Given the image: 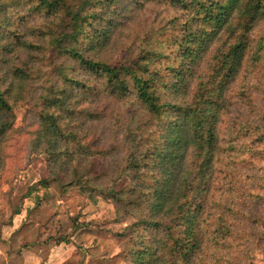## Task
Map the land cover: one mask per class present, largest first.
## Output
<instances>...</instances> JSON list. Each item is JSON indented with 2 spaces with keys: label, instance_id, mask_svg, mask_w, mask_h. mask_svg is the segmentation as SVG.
<instances>
[{
  "label": "trees",
  "instance_id": "trees-1",
  "mask_svg": "<svg viewBox=\"0 0 264 264\" xmlns=\"http://www.w3.org/2000/svg\"><path fill=\"white\" fill-rule=\"evenodd\" d=\"M27 1H33L34 10L48 20L50 14L60 13L61 24L54 23V47L58 57L65 59L58 62V75L43 87L33 105L39 109L35 114L39 129L32 145L46 153L50 171L57 165L62 172L49 175L66 180L65 187H76L88 198L111 199L116 212L122 209L136 220L129 240L134 245L125 249L131 264H202L203 248L210 241L225 246L235 231V222L225 220V214L236 217L239 213L230 206L229 198L213 199L220 208L219 220H209L214 218L209 209L210 191L217 175L225 179L224 186L234 189L236 200L243 201L244 191L235 188L238 171L229 170L231 159L237 164L244 148L255 159L253 166L264 173L263 164H258L264 153L256 159L257 149L264 148V112H253L250 91L242 89L234 100L230 93L232 82L248 65V72L257 65L264 79V29L257 31L264 22V0H156L169 1L179 11L163 27L180 29L164 39L176 47V64L171 61L174 50L167 53L169 46L164 51L161 44L164 40L159 37L152 42L153 36L148 34L136 56L125 54L118 63L108 64L89 54L109 40L111 31L122 24L123 11L137 0ZM7 11L0 3V14ZM0 34L5 36L4 28ZM163 34L159 30L157 36ZM68 60L78 64L81 75H67L63 63ZM259 85L261 80L249 88ZM101 88L118 98L135 96L147 116L144 124L151 121L155 127L145 136L139 126L137 132L129 133L135 139L139 135L144 149L130 150L129 164L123 168L129 180L119 189L113 184L101 186L98 177L86 176L75 167L70 170L74 157L94 153L71 128L70 120L83 112L74 109L76 99L72 97L97 94ZM163 93L173 97L161 98ZM235 104L242 109L237 106L228 119ZM11 108L9 90L0 88V143L10 127ZM247 109L256 116H245L242 110ZM85 116L97 117L90 112ZM245 137L251 138L254 148L245 145ZM47 181L40 183L46 186ZM257 197L261 206L264 195ZM133 235H137L135 239Z\"/></svg>",
  "mask_w": 264,
  "mask_h": 264
},
{
  "label": "rangeland",
  "instance_id": "rangeland-1",
  "mask_svg": "<svg viewBox=\"0 0 264 264\" xmlns=\"http://www.w3.org/2000/svg\"><path fill=\"white\" fill-rule=\"evenodd\" d=\"M136 2L123 11L119 18L122 24L111 31L109 40L89 51L90 55L115 64L125 54L136 56L147 34L153 36L152 42H156L159 37L164 40L171 33L180 31L179 27L163 28L167 20L179 14L169 1ZM0 3L8 8L6 14H0V31L4 28L5 32V36L0 34V88L9 90L12 103L10 127L0 143V264H131L126 260L125 249L134 245L129 240L136 220L122 209L116 212L111 199L103 196L88 198L76 187H65L66 180L53 179L49 173L62 174L60 167L55 165L50 171L46 153L32 145L39 129L35 115L39 109L33 105L43 87L58 75V62L65 59L63 55L58 57L54 47V23L61 24L57 18L60 13L50 14L51 21L34 10L33 1L0 0ZM257 29L263 30L264 22ZM159 30H164V34L157 36ZM7 32L10 39L6 38ZM161 44L166 51L169 43L164 40ZM169 50H174L171 61L175 63V45H170L167 53ZM63 64L67 66L64 65L67 75H81L78 64L69 60ZM71 68L75 70L73 73ZM250 68V65L243 68V73L232 82L230 93L234 100L239 99L242 89L250 91L253 98L250 106L253 112L261 114L264 112V79L257 65L248 72ZM258 80H261L259 88H249ZM96 83L101 87L100 82ZM170 97L173 95L163 93L161 98ZM74 98V109L83 112L70 120L71 128L81 137L84 146L91 145L94 153H85L80 159L74 157L70 170L75 167L80 173L86 172V176L98 177L101 186L113 184L119 189L129 180L123 175V168L129 164L130 150L144 149L139 143V135L135 139L129 133L139 126L145 136L155 128L154 123L146 121L144 124L147 116L142 114L135 96L118 98L101 88L97 94H75ZM237 106L234 105L228 119ZM238 108L242 109V106ZM242 111L250 118L256 116L249 109ZM86 112L95 113L97 117L88 119ZM243 139L245 145L254 146L251 138ZM261 142L257 144L259 148ZM256 152V159L260 160L264 148ZM125 158L128 162L123 160ZM238 160L235 164L234 159H228L229 170L238 171L240 183L237 182L235 188L239 186L244 191L243 201L236 200V192L229 184L224 186L225 179H220L222 175H217L210 191L211 203L213 199L229 198L230 206L238 210L236 217L227 213L224 216L225 220L235 222V231L227 238L225 246L224 242L218 241L216 245L210 241L200 256L202 264H264V198L259 206L257 197L264 195V173L253 166L255 159L253 156L251 159L250 151L244 152L243 148ZM258 164L264 166V159ZM45 179L47 185L43 186L40 181ZM209 209L214 213V218L209 220H219L220 208L212 203Z\"/></svg>",
  "mask_w": 264,
  "mask_h": 264
}]
</instances>
